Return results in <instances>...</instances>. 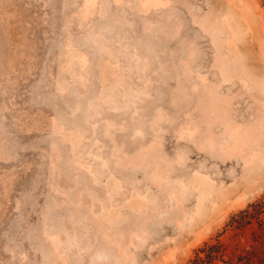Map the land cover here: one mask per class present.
Returning a JSON list of instances; mask_svg holds the SVG:
<instances>
[{
  "label": "rangeland",
  "instance_id": "1",
  "mask_svg": "<svg viewBox=\"0 0 264 264\" xmlns=\"http://www.w3.org/2000/svg\"><path fill=\"white\" fill-rule=\"evenodd\" d=\"M262 200L264 0H0V264H255Z\"/></svg>",
  "mask_w": 264,
  "mask_h": 264
},
{
  "label": "trees",
  "instance_id": "2",
  "mask_svg": "<svg viewBox=\"0 0 264 264\" xmlns=\"http://www.w3.org/2000/svg\"><path fill=\"white\" fill-rule=\"evenodd\" d=\"M251 209H244L239 213L238 217L233 218V222L237 223L240 226H245L248 223H251L253 219H256L258 223L261 225V235L264 236V218L262 217V213L264 212V200L254 203L251 205ZM222 244L220 242L215 244H207L206 247L201 249L202 254H197L195 258L192 259L191 264H204L206 262V258H211L215 256L218 252L222 250ZM245 264H253L252 262H245ZM255 264H264V257L260 262Z\"/></svg>",
  "mask_w": 264,
  "mask_h": 264
},
{
  "label": "bare ground",
  "instance_id": "3",
  "mask_svg": "<svg viewBox=\"0 0 264 264\" xmlns=\"http://www.w3.org/2000/svg\"><path fill=\"white\" fill-rule=\"evenodd\" d=\"M88 9V8H87ZM88 14V13H87ZM102 252V251H101ZM103 253V252H102ZM108 256V255H107Z\"/></svg>",
  "mask_w": 264,
  "mask_h": 264
}]
</instances>
